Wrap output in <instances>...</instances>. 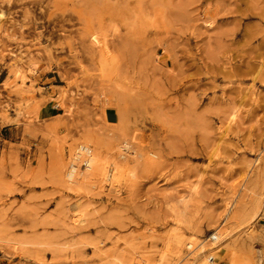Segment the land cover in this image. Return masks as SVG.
Segmentation results:
<instances>
[{"label": "rangeland", "instance_id": "obj_1", "mask_svg": "<svg viewBox=\"0 0 264 264\" xmlns=\"http://www.w3.org/2000/svg\"><path fill=\"white\" fill-rule=\"evenodd\" d=\"M80 144L112 180L65 181ZM189 238L264 264V0H0V264H191Z\"/></svg>", "mask_w": 264, "mask_h": 264}, {"label": "bare ground", "instance_id": "obj_2", "mask_svg": "<svg viewBox=\"0 0 264 264\" xmlns=\"http://www.w3.org/2000/svg\"><path fill=\"white\" fill-rule=\"evenodd\" d=\"M102 158H104V157H100L98 151L95 154L94 153V150L92 148H90L89 146L84 145V144L78 145L75 148V150L73 151V153L71 155L70 162L68 163V166H67V168L65 170V173H64V175H65V181L67 183L71 184V185H76L79 182V178H82L83 179L82 182L83 181L84 182L89 181V179H91V178H98V179H100L103 176H106L107 178H109V180L110 179L112 180L111 175L107 174V170H105V167L103 166ZM58 161H60V160H58ZM103 161H104V159H103ZM56 166H58V164H56ZM59 167H61V166L59 165ZM60 172H61V170H60ZM108 173H110V172L108 171ZM51 179H53V178H51ZM53 181H52V183H55V181L54 182ZM56 184H58V182ZM93 184H91V185H93ZM82 186H83V183H82ZM85 188H86V186L84 187V189ZM210 237L215 238L214 241L216 242V239H217L216 238V233L213 234ZM221 239H222V236H221L219 242L221 241ZM182 241H184V240H180V239L178 240L179 243H182ZM185 245H186V247H189V248H193V246H194V248L192 250H195V251H194V253L191 256V261H190L191 264H193L194 262H197V261L198 262H201L202 261V253L205 251V247L203 245H201V244H195V241L192 238H189L188 241L185 243ZM198 246H199V248H197Z\"/></svg>", "mask_w": 264, "mask_h": 264}, {"label": "crops", "instance_id": "obj_3", "mask_svg": "<svg viewBox=\"0 0 264 264\" xmlns=\"http://www.w3.org/2000/svg\"><path fill=\"white\" fill-rule=\"evenodd\" d=\"M104 119L106 120L107 123L109 124H114L117 122V113L114 109L107 108L104 111Z\"/></svg>", "mask_w": 264, "mask_h": 264}]
</instances>
